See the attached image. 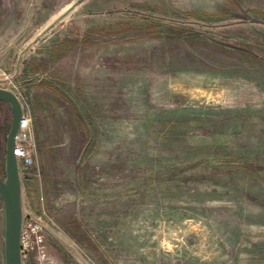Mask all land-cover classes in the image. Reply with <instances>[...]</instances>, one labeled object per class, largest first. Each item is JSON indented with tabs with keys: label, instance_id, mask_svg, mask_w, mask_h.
<instances>
[{
	"label": "rangeland",
	"instance_id": "obj_1",
	"mask_svg": "<svg viewBox=\"0 0 264 264\" xmlns=\"http://www.w3.org/2000/svg\"><path fill=\"white\" fill-rule=\"evenodd\" d=\"M73 1L0 0V86L31 118L23 218L56 264H264V0L57 19ZM10 120L0 99L1 176ZM3 228L0 198V264Z\"/></svg>",
	"mask_w": 264,
	"mask_h": 264
},
{
	"label": "water",
	"instance_id": "obj_2",
	"mask_svg": "<svg viewBox=\"0 0 264 264\" xmlns=\"http://www.w3.org/2000/svg\"><path fill=\"white\" fill-rule=\"evenodd\" d=\"M80 0H74L57 19L65 15ZM53 24L50 23L49 27ZM46 30H42L43 33ZM0 99L8 102L11 120L5 140V175L0 174V198L3 205V256L4 264H23L20 249V232L23 221L22 187L18 161L14 153L19 120L23 106L17 94L11 89L0 86Z\"/></svg>",
	"mask_w": 264,
	"mask_h": 264
},
{
	"label": "built area",
	"instance_id": "obj_3",
	"mask_svg": "<svg viewBox=\"0 0 264 264\" xmlns=\"http://www.w3.org/2000/svg\"><path fill=\"white\" fill-rule=\"evenodd\" d=\"M30 119L29 114L23 110L19 120V131L14 147V153L18 164L21 162L24 167L33 163V157L27 147L19 143L18 135L22 130L30 129ZM20 249L23 264L29 253L33 255L35 264H56L46 245L41 226L35 221H26L23 218L20 232Z\"/></svg>",
	"mask_w": 264,
	"mask_h": 264
}]
</instances>
